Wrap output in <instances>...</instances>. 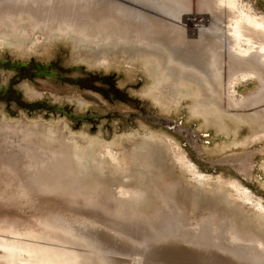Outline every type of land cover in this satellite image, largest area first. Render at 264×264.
I'll return each mask as SVG.
<instances>
[{
  "label": "rangeland",
  "instance_id": "obj_1",
  "mask_svg": "<svg viewBox=\"0 0 264 264\" xmlns=\"http://www.w3.org/2000/svg\"><path fill=\"white\" fill-rule=\"evenodd\" d=\"M188 1V11L182 16L195 20L206 18L209 21L206 26L196 22L189 29L182 21L168 17L166 22L179 27L185 36L188 32L203 30L195 41L187 37L186 44L193 51L206 54L209 46L203 38L213 32L230 36L231 23L238 17V11L232 9L231 15L227 11L220 14L206 8L205 0ZM237 1L238 6L264 22V0ZM51 38L45 40L36 33L19 44L13 39L0 38L1 63L27 64L15 69L0 67V123L25 128L40 126L38 130H44L50 138L53 135L49 130L55 133L63 142L70 143L74 155L85 158L83 165L87 172L77 168L75 177L80 180L86 177L87 182L97 186L101 184L100 179L107 180L101 185L107 187L112 197L116 194L123 197L126 189L133 186L151 193L157 186L173 183L174 191L179 186L175 191L178 204L193 219L206 218L213 211L220 219L233 218L240 228L264 237V101L257 105L250 103L261 91L256 75L237 72L231 78L225 48L221 53L218 81L222 89H218V96H209L192 75L178 81L172 67L163 61L165 56L155 50L130 45L135 51L121 53L86 48L71 36ZM263 41L264 38L254 36L249 52L264 55L260 49ZM141 52L152 56H142ZM36 66H48L56 77H36ZM74 68L82 71H72ZM32 93L34 98L30 96ZM54 107L76 116L99 118L76 122L53 110ZM143 156H148L145 160L149 161H144ZM152 174L161 177L155 181L157 185L148 182ZM22 181L14 168L0 166V240L86 254L83 248L60 243L52 235L49 223L65 218L103 227L101 222L107 218L104 211L79 197L57 195L59 199L44 195L48 197L44 201L35 194L21 196ZM231 185L247 193L251 200L243 202ZM256 204L262 205L259 209L262 212L256 210Z\"/></svg>",
  "mask_w": 264,
  "mask_h": 264
},
{
  "label": "bare ground",
  "instance_id": "obj_2",
  "mask_svg": "<svg viewBox=\"0 0 264 264\" xmlns=\"http://www.w3.org/2000/svg\"><path fill=\"white\" fill-rule=\"evenodd\" d=\"M205 1L206 8L220 14L227 11L231 15L232 9L238 11V17L231 23L230 36L213 32L203 38L209 46L206 54L197 53L186 44L187 37L199 39L203 30L188 32L185 36L179 27L169 26L166 22L168 17L182 21L189 29L196 22L206 26L209 22L206 18L195 20L182 16L188 11V0H0V38L3 41L13 39L19 44L36 33L43 35L45 40L53 35L71 36L86 48L117 50L121 53L135 51L130 45L145 47L165 56L163 61L172 67L173 76L178 81L183 76L192 75L203 93L209 96H218V89H222L218 81L222 66L221 53L226 48L230 59L229 76L232 78L237 72L256 75L258 83L262 85L261 91L259 97L250 103L264 101V55L261 52H249V44L254 36L264 38L263 19L253 16L243 6H238L237 0ZM260 49L264 52V46ZM140 54L152 56L148 52ZM10 66L15 67L11 63ZM160 71L163 72L162 69ZM30 96L34 98L35 94ZM39 127L25 128L23 125L0 123V166L14 168L17 177L22 178L20 195L35 194L39 198L44 195L54 198L57 195L79 197L98 205L107 218L101 222L103 227L65 218L49 223L52 235L60 243L83 248L86 252L84 255L64 249L12 244L0 240V264H264V237L240 228L233 218L220 219L218 213L213 211H209L206 218L193 219L192 214L185 212L183 206L178 204L175 191L179 186L174 191L173 183L166 182L157 186L153 188V193L133 186L126 189L123 197H117V194L112 197L107 187L101 185L107 181L103 179L105 176L102 178L104 182L100 179L101 184L98 186L87 182L86 177L78 179L74 171L77 168L83 171L86 169L83 165L84 156L74 155L70 143L63 142L61 137L49 130L53 135L50 138L44 130L40 132ZM147 157L143 156V160L149 161L145 160ZM159 178L152 174L148 182L155 184ZM231 187L243 202L251 200L239 187ZM259 205L256 204L255 208L262 212L259 210L262 205Z\"/></svg>",
  "mask_w": 264,
  "mask_h": 264
},
{
  "label": "water",
  "instance_id": "obj_3",
  "mask_svg": "<svg viewBox=\"0 0 264 264\" xmlns=\"http://www.w3.org/2000/svg\"><path fill=\"white\" fill-rule=\"evenodd\" d=\"M11 64H13V63H11ZM13 65H15V67L13 69L27 66L26 63H16V64H13ZM47 68H48V66H43V67L36 66V70L40 71L39 73L36 74V77H44V78L54 79L56 77L55 74L53 72H51V71L50 72H46ZM43 69H45V70H43ZM72 71L79 72V71H82V68H74ZM53 110L65 114L72 121H76V122H83L85 120H89V119H92V118H99L97 116H91V115H82V116L72 115L70 113H67L64 109H62L60 107H54Z\"/></svg>",
  "mask_w": 264,
  "mask_h": 264
},
{
  "label": "flooded vegetation",
  "instance_id": "obj_4",
  "mask_svg": "<svg viewBox=\"0 0 264 264\" xmlns=\"http://www.w3.org/2000/svg\"><path fill=\"white\" fill-rule=\"evenodd\" d=\"M4 65H5L4 63H1V62H0V67H1V66H4ZM5 66L8 67V68H9V67L11 68L10 63H9V64H6ZM26 67H27V66H26ZM20 72H21V71H20ZM39 72H40V71H38V73H39ZM46 72H50V71L47 69Z\"/></svg>",
  "mask_w": 264,
  "mask_h": 264
}]
</instances>
